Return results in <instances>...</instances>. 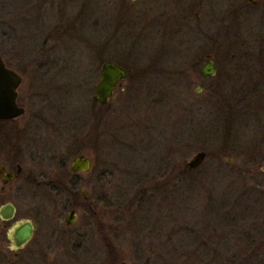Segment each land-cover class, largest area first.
<instances>
[{"label":"rangeland","instance_id":"obj_1","mask_svg":"<svg viewBox=\"0 0 264 264\" xmlns=\"http://www.w3.org/2000/svg\"><path fill=\"white\" fill-rule=\"evenodd\" d=\"M148 1L0 0V51L25 76V176L37 178L5 200L62 225L74 208L88 244L104 234L130 264H264V30L188 32L171 8L154 29ZM205 54L216 70L203 78ZM110 59L128 75L100 105ZM199 150L207 160L186 170ZM78 154L93 166L74 174Z\"/></svg>","mask_w":264,"mask_h":264},{"label":"flooded vegetation","instance_id":"obj_2","mask_svg":"<svg viewBox=\"0 0 264 264\" xmlns=\"http://www.w3.org/2000/svg\"><path fill=\"white\" fill-rule=\"evenodd\" d=\"M145 6L150 10L149 25L154 29L160 25L163 28L167 25L166 23L169 21L164 16L169 13V8H171L173 13L176 12V23L179 25L175 24V26L188 32H198L199 34L201 31L205 33L212 29L232 31V29L250 28L252 25L257 30H264V0H177L174 2L149 0ZM254 16L257 20L249 21ZM193 39L196 40L195 37ZM0 56L3 65L11 68V71L20 78L14 90V103L17 108H23L19 115H12L8 118L0 116V264H120L123 261L130 264L124 259L118 260L119 256L114 249L116 246L110 240L108 241L104 234H99L97 244L93 243L90 246L87 240L89 237L86 234L87 227L84 224L79 226L75 224L77 214L74 208L67 210L62 225L60 219L46 220L43 217L33 219L29 214H27L29 216L23 217L28 211L23 213L12 201L5 200L7 193L14 190L15 182L35 181L37 178H31V174L25 176L23 165L25 127H23L22 121L25 118L26 107L23 104L24 96L21 93V84L25 77L24 72L11 65L9 57L3 55L1 51ZM204 56L202 64L205 60H211L214 66L210 54ZM114 62L124 68L119 62ZM214 67L216 69V66ZM99 69L100 66L98 72ZM124 70L126 71L125 68ZM121 83L122 81L118 85ZM51 182L52 180L45 184ZM36 184L40 185L41 181H36ZM70 210H74L73 218L67 217ZM92 247L98 251L91 250V257L89 249ZM94 255L97 257L96 259H94ZM141 257L139 258L141 259ZM89 259L91 260L89 261Z\"/></svg>","mask_w":264,"mask_h":264},{"label":"water","instance_id":"obj_3","mask_svg":"<svg viewBox=\"0 0 264 264\" xmlns=\"http://www.w3.org/2000/svg\"><path fill=\"white\" fill-rule=\"evenodd\" d=\"M0 56V116L8 118L10 116H16L23 110L22 107L17 108L14 100V90L19 82V76H17L11 68H7L2 63ZM215 67L212 65L211 60H205L200 65L198 75L203 77L204 75L212 76L215 73ZM100 75L98 76L97 84L93 88V95L91 100L96 103H108L109 99L114 98L113 89L121 79L126 78L127 72L124 68L116 64L112 60H104L100 65ZM196 90L200 91V88ZM207 153L205 150H199L196 154H193L188 161L184 164L185 169L189 171H195L198 167L207 160ZM229 160V159H228ZM69 170L72 173L87 172L91 169L92 161L87 155L78 154L69 163ZM264 173V167L261 168ZM87 197V196H86ZM74 210H70L67 217L73 218ZM120 264H128L127 262H120Z\"/></svg>","mask_w":264,"mask_h":264}]
</instances>
